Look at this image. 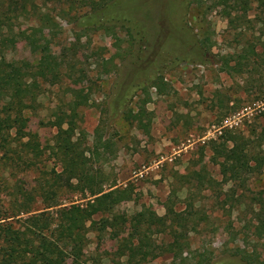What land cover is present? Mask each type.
Segmentation results:
<instances>
[{"label": "rangeland", "instance_id": "obj_1", "mask_svg": "<svg viewBox=\"0 0 264 264\" xmlns=\"http://www.w3.org/2000/svg\"><path fill=\"white\" fill-rule=\"evenodd\" d=\"M35 1L44 11L43 1ZM164 1L149 0L144 7V12L152 11L155 21L150 20L147 24L151 47L144 54L146 62L143 65L150 70L147 63L156 48L160 51L159 56L170 64L165 71L167 90L160 93L154 87L149 88L151 100L147 105L145 126L130 123L121 112L115 116L112 113L118 88L131 72L130 66H122L129 46L125 41L128 38L126 32H118L124 39L121 47L112 35L101 30L81 37L83 32L78 19L86 9H75L69 15H65L68 7L64 5L54 4L46 9L61 26L56 31L34 17L22 20L20 41L9 57L31 66L37 63L43 45L49 40L56 55L65 48L77 50L80 66L89 76L80 89L89 93L90 102L80 106L77 118L78 127L84 131L82 137L87 154L93 158L94 166L104 173L106 189L114 181L117 187H128L133 191L131 200L115 208L128 218L125 226L119 225L115 231L110 228L101 238L97 232L88 233V264H138L142 262L140 254L129 262L131 246L142 244L145 239L151 240V249L154 245L171 243L173 237L169 229L162 233L155 226L149 228L152 224L150 216H166L170 225V217L174 214L169 209L180 212L189 206L186 201L188 185L192 186V199H196L195 207L187 209L195 212L187 231L188 245L178 258L173 253H164L157 258L150 256L142 264H257L263 258V240L255 235L257 221L253 219L249 200L239 197L242 190L232 191V183L213 187L203 184L199 190L193 188L196 182L191 184L185 176L201 173L221 181L220 166L211 160L210 141L227 129L249 135L253 128L257 131L264 128L263 57H255V63L245 66L244 73L225 68L227 62L235 65L236 55L246 46L247 39L263 33L261 24L256 21L261 2H254L248 12L234 0H202L201 8L190 6L183 17L180 9H176L178 14L174 15V21L188 28L193 44L199 46L203 39H210L205 58L189 63L177 62L176 57L189 55L191 47L167 39L166 25L158 19L164 16L161 8ZM173 1L184 4V0ZM144 12L138 14L139 19L145 18ZM258 50L261 52V48ZM111 58H114L113 62L103 68L102 63ZM112 65H117V69L113 70ZM108 69L110 72L106 73ZM68 87L79 89V85L70 81L45 84L38 99L40 106L36 112L27 114L28 121L20 130V133L37 135L40 159L44 161L40 166L48 171L54 166L48 157L57 133L51 123L68 109L73 98ZM136 93L129 103L134 111L139 110V99L143 98L141 92ZM79 135L77 129L76 138ZM42 177V173L22 167L5 175L9 191L32 190ZM249 185L255 191L264 190V176L250 177ZM35 201V213H39L44 204L38 193ZM60 201L70 206L86 199L80 193L63 189ZM206 215L205 221L200 220ZM101 216L98 214L94 218L99 220ZM238 253L246 255L247 261ZM67 262L73 264L71 258Z\"/></svg>", "mask_w": 264, "mask_h": 264}, {"label": "trees", "instance_id": "obj_2", "mask_svg": "<svg viewBox=\"0 0 264 264\" xmlns=\"http://www.w3.org/2000/svg\"><path fill=\"white\" fill-rule=\"evenodd\" d=\"M42 1L44 11L36 6L35 0H0V264H68V258L72 259L73 264H88V233L97 232V236L101 238L108 229L115 231L119 225L125 226L128 218L116 212L115 208L122 202L131 200L133 191L128 187H117L114 181L106 189L104 173L94 166L93 158L87 154L82 137L84 131L78 127L77 118L80 106L90 102L89 93L80 89L89 80V76L80 66L77 50L73 47L65 48L56 55L48 44L49 40L43 45L37 63L25 66L21 61L9 57L21 38L19 24L24 19L34 17L45 27L56 31L60 25L47 10L54 4H59L68 7L65 15L75 9H86L78 19L82 26L81 37L101 30L112 35L117 40L118 47H121L124 39L118 32H126L128 38L125 41L129 46L122 66H130L131 72L118 88L112 113L115 116L121 112L130 123L137 122L145 126L144 118L147 117V105L151 100L149 88L154 87L160 93L167 90L165 71L170 64L159 56L160 51L156 48L147 63L150 70L143 65L146 62L143 60L144 54L151 47L147 24L150 20L155 21L151 10L144 12L149 0ZM234 1L241 4L245 12L252 9L254 2H261V7H257L260 12L256 21L261 24L260 30L263 31L264 0ZM183 3L178 5L173 0H165L161 6L164 16L158 19H162L166 25L167 39H174L183 47H191L189 55L176 57L177 62L191 63L198 59L202 61L207 54L205 48L210 39H203L199 46L193 44L188 28L181 23H175L174 15L180 9V16L183 17L187 8H201L203 1L184 0ZM142 12L145 18L139 19L138 14ZM57 34L58 31L54 37ZM258 48H261V52ZM255 57L264 59V31L254 39H247L246 46L236 55L235 65L227 62L225 68L244 73V67L253 65ZM113 60L111 58L103 62V68L108 67ZM116 67L118 66L112 65L113 70ZM109 72L108 69L106 73ZM64 81L79 85L80 90L68 87L73 97L67 105L68 109L58 114L51 123L57 128V133L48 157L54 166L48 171L40 166L44 161L40 159L42 155L38 151L37 135L24 131L20 133V130L28 121L27 114L36 112L40 106L38 99L43 93L44 85H55ZM136 92L143 94V98L139 99L138 111L129 106ZM77 129L80 135L76 138ZM27 136L30 138L23 140ZM210 151L211 160L220 166L222 180L216 181L201 173L189 174L185 178H189L191 184L196 182L193 188L199 190L203 184L213 187L222 183H232L231 190L235 193L242 190L239 197L249 200L253 219L257 221L255 235L263 240L264 245V190L255 191L249 185L250 177L264 176V128L261 131L253 128L249 135L227 129L217 139L210 141ZM21 167L42 173L43 177L32 190L23 191L25 189L22 188L9 191L6 172ZM188 186L189 197L186 201L190 208H194L196 199H192V186ZM63 189L82 194L86 201L70 206L63 205L60 201V192ZM5 191H9L8 194ZM36 193L41 196L44 204L39 213H35ZM189 206L180 212L169 209L174 214L170 217V225L166 216H150L152 224L149 228L155 226L162 233L169 229L173 241L167 245H154L151 249V240L145 239L142 244L129 248V262L138 254L142 261L138 264H142L150 256L157 258L164 253H173L178 258L188 245L187 231L190 230L191 215H195L194 211H187ZM98 214L102 216L96 220L94 216ZM106 214L109 215L105 216ZM206 219L207 215L200 218L202 221ZM238 255L247 261L246 255ZM257 264H264V253Z\"/></svg>", "mask_w": 264, "mask_h": 264}]
</instances>
